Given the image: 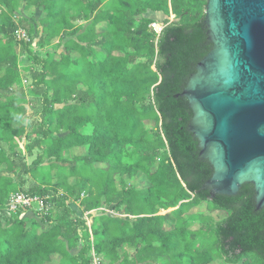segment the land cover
Wrapping results in <instances>:
<instances>
[{"label":"trees","instance_id":"16d2710c","mask_svg":"<svg viewBox=\"0 0 264 264\" xmlns=\"http://www.w3.org/2000/svg\"><path fill=\"white\" fill-rule=\"evenodd\" d=\"M206 7L0 0V264H51L56 255L59 264H94L93 253L101 264H264L254 185L214 199L202 190L214 168L189 131L188 100L177 97L212 49ZM32 9L45 14L40 25L22 14ZM148 12L175 20L157 34ZM22 141L26 152L16 151ZM18 193L43 199L47 212L12 211Z\"/></svg>","mask_w":264,"mask_h":264},{"label":"water","instance_id":"95a60500","mask_svg":"<svg viewBox=\"0 0 264 264\" xmlns=\"http://www.w3.org/2000/svg\"><path fill=\"white\" fill-rule=\"evenodd\" d=\"M212 49L181 95L193 118L189 131L214 174L202 187L211 198L255 187L264 208V0H207ZM169 211H173L172 209ZM168 212V211H167Z\"/></svg>","mask_w":264,"mask_h":264},{"label":"rangeland","instance_id":"374dc122","mask_svg":"<svg viewBox=\"0 0 264 264\" xmlns=\"http://www.w3.org/2000/svg\"><path fill=\"white\" fill-rule=\"evenodd\" d=\"M33 12V13H32ZM22 14L25 16V17H27V18H30L32 15L31 14H33V15H35V19L37 20L39 17H40V15H41V13L40 12H38L37 10H35V9H33V10H28V11H25L24 12V10L22 11ZM21 14V15H22ZM22 15V16H23ZM43 16V15H42ZM146 17H149V18H151V19H153V20H155V25H158V28L159 27H161V28H163L164 27V25L166 24L165 23V21L166 20H169V21H174L175 20V17H173V16H171V17H169V19H167L168 17L166 16V15H164L163 13H153V12H148L147 13V15H145ZM29 20V19H28ZM37 22V21H36ZM39 26V25H38ZM153 26V25H152ZM151 26V27H152ZM152 29H153V27H152ZM158 34V33H157ZM18 38L19 39H26V40H28V37H27V34H25V32L24 31H20L19 33H18ZM33 48H35V47H33ZM35 54H39V53H42V55H46L48 52H53L54 51V49L53 48H49V49H46V50H44L43 52H41L40 50H38V49H36L35 48ZM38 52V53H37ZM30 63H31V60H29V57H28V54L26 53V55H21L20 56V60H19V67H20V69L21 70H24L26 67H28L29 65H30ZM32 105L31 104H28L27 105V109H28V113H27V116H26V118L24 119L25 121L24 122H22L23 123V125H26V123H27V120H28V118L29 117H31L32 116V114H33V110H32ZM20 125H22V124H20ZM150 125L151 126H154V124L153 123H150ZM21 149L22 150H24L25 152H26V143H25V141H22V142H20V147L18 148V149H16V151H18V152H20L21 151ZM77 153L78 154H81V153H83V150L82 149H78V150H76L75 151V154L77 155ZM27 160V162L28 163H32V160L33 159H29V158H27L26 159ZM48 175V174H47ZM71 175V172L70 171H68L67 172V176H70ZM9 176H12V175H9ZM29 179H32V176H29L28 177ZM47 178H48V176H47ZM141 182V183H140ZM130 183H133V181H130ZM134 183H135V185H137L139 188H141V187H143V186H139V183L140 184H144L145 182H142L141 180H136V181H134ZM34 204V207H33V205H32V210L30 211V212H28V215H32V214H34L35 212H40V211H42V212H47V210L45 211V210H43L42 209V207H43V205L41 204V205H39V203H33ZM206 204H204V205H202L201 207H197V208H193L192 210H191V212H190V214H192V213H198V212H206V206H205ZM176 209H178V208H176ZM176 209H172V210H176ZM168 212H172V211H168ZM168 212H162V213H160V214H162V215H165V214H167ZM218 220H222L223 218H225V214H223V213H215V215H214ZM198 228V226L197 225H194L193 226V230H196ZM212 264H222L221 262H220V260H216L214 263H212Z\"/></svg>","mask_w":264,"mask_h":264},{"label":"built area","instance_id":"2783aa9c","mask_svg":"<svg viewBox=\"0 0 264 264\" xmlns=\"http://www.w3.org/2000/svg\"><path fill=\"white\" fill-rule=\"evenodd\" d=\"M172 16L175 17L174 15ZM157 26L158 25H155L154 23L152 27L158 34H160L163 28L161 27L158 28ZM9 202H10V209L12 211H16L18 206L20 205L27 207V208H30V207L32 208L33 203H39V205L42 204L43 205L42 209L45 211L48 210L47 207L45 206V202L43 199H40L39 197H27L26 195L21 194V193L12 195ZM93 256H94V264H101V259L98 258L95 253H93Z\"/></svg>","mask_w":264,"mask_h":264},{"label":"crops","instance_id":"0c3cea01","mask_svg":"<svg viewBox=\"0 0 264 264\" xmlns=\"http://www.w3.org/2000/svg\"><path fill=\"white\" fill-rule=\"evenodd\" d=\"M32 10H33V9H32ZM35 10H37L38 12L41 13L40 17L36 20L37 23L40 25V20L43 19V18L45 17V14H44L40 9H35ZM30 11H31V10H30ZM32 13H33V12H32ZM31 15H32V14H31ZM42 15H43V16H42ZM98 30L102 31V28L99 27ZM57 42H58V40L55 41L54 45H55ZM37 53H38V52H37ZM39 54H40V53H39ZM30 64H31V63H30ZM79 149H81V148H79ZM76 150H78V149H76ZM82 150H83V153H81V154H78V153H77V155H82V154H84V149H82ZM89 224L91 225V223H89ZM59 260H60V258L58 257V255L53 256L51 264H59Z\"/></svg>","mask_w":264,"mask_h":264},{"label":"clouds","instance_id":"9594fccd","mask_svg":"<svg viewBox=\"0 0 264 264\" xmlns=\"http://www.w3.org/2000/svg\"><path fill=\"white\" fill-rule=\"evenodd\" d=\"M20 31H24V30H20ZM25 32V31H24ZM25 34H26V32H25ZM26 40V39H25ZM41 199V198H40ZM33 207H34V204H33ZM48 209V208H47Z\"/></svg>","mask_w":264,"mask_h":264}]
</instances>
